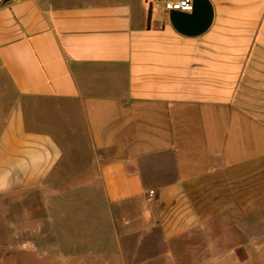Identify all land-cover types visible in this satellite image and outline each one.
Wrapping results in <instances>:
<instances>
[{
  "label": "crops",
  "instance_id": "crops-1",
  "mask_svg": "<svg viewBox=\"0 0 264 264\" xmlns=\"http://www.w3.org/2000/svg\"><path fill=\"white\" fill-rule=\"evenodd\" d=\"M178 1L0 0V197L44 199L35 257L208 264L264 241V0ZM217 179L203 218L190 194Z\"/></svg>",
  "mask_w": 264,
  "mask_h": 264
},
{
  "label": "rangeland",
  "instance_id": "rangeland-1",
  "mask_svg": "<svg viewBox=\"0 0 264 264\" xmlns=\"http://www.w3.org/2000/svg\"><path fill=\"white\" fill-rule=\"evenodd\" d=\"M5 76L0 72V95H10L12 94V89L8 85V82L4 78ZM2 97V96H1ZM2 100H0V117L2 118V112L6 109V102L1 104ZM250 104V99H243V103ZM248 169H242L237 171H247ZM250 170V169H249ZM253 170V169H252ZM255 170V169H254ZM259 170L261 175V188H264V180H262L264 175V160L260 162L259 168L253 172ZM249 172V171H247ZM252 172V171H250ZM230 171L227 172L229 174ZM209 182V186L205 185L201 191H195L196 193H191L190 198L196 205L199 214L203 218H209L215 216L218 220L217 214L215 212H211L207 210V207L204 206L205 199L208 201L210 198L216 200L219 196V180H215L214 182ZM43 198L41 196L29 194L27 192L15 193L13 195H9L8 197H0V264H61L66 263L63 260H60L56 255H50L45 258L35 257L33 246L34 244H29V235L27 236V222L29 220L35 219L33 216H41L44 215L43 212H27L25 209L28 204H42ZM212 204V203H211ZM17 205H20L18 209ZM17 206V207H16ZM23 210V211H22ZM25 210V211H24ZM217 215V216H216ZM261 218H264V213H261ZM20 225V238L18 239L17 235L13 236ZM225 230H223V234L221 236L212 235V243L209 244L210 247L213 248V257L215 254L226 253L225 248H232L231 245L224 244V241L233 240L234 236L229 235L225 237ZM227 241H226V240ZM259 242L256 246H258L256 253L253 254L252 260H247V254L242 250L238 249L236 255L229 256V258H223V260L218 261L217 259H213L208 261V264H264V241ZM19 242V243H17ZM218 242V243H217ZM60 247H63V251L65 249H77L75 244H59ZM234 247H239L238 244L233 245ZM34 253V254H33ZM223 255V254H222ZM38 256V255H37ZM59 260H58V259ZM72 261V260H70ZM68 261V262H70ZM76 262V261H74ZM196 262V260H195ZM67 264V263H66Z\"/></svg>",
  "mask_w": 264,
  "mask_h": 264
},
{
  "label": "built area",
  "instance_id": "built-area-1",
  "mask_svg": "<svg viewBox=\"0 0 264 264\" xmlns=\"http://www.w3.org/2000/svg\"><path fill=\"white\" fill-rule=\"evenodd\" d=\"M164 8L166 10H177L182 12H190L193 9L191 0H180L175 3H165Z\"/></svg>",
  "mask_w": 264,
  "mask_h": 264
}]
</instances>
